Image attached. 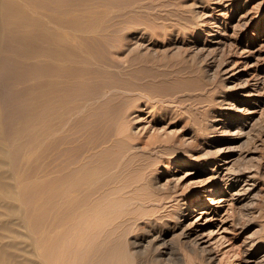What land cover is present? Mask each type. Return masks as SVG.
Segmentation results:
<instances>
[{
    "label": "rangeland",
    "instance_id": "1",
    "mask_svg": "<svg viewBox=\"0 0 264 264\" xmlns=\"http://www.w3.org/2000/svg\"><path fill=\"white\" fill-rule=\"evenodd\" d=\"M0 27L20 233L0 242L34 264H264V0H0Z\"/></svg>",
    "mask_w": 264,
    "mask_h": 264
},
{
    "label": "bare ground",
    "instance_id": "2",
    "mask_svg": "<svg viewBox=\"0 0 264 264\" xmlns=\"http://www.w3.org/2000/svg\"><path fill=\"white\" fill-rule=\"evenodd\" d=\"M35 5V4H34ZM1 38H2V28L0 27V41H1ZM57 67V66H56ZM53 73V72H52ZM0 123H1V117H0ZM2 125V124H1ZM2 127V126H1ZM0 154H3V155H7V150L4 148V147H0ZM7 163V162H6ZM58 178V177H57ZM75 196V195H74ZM0 197L2 198V197H4V199H7L8 201H10L11 199H16L17 198V192L15 191V189H14V186L11 184V183H8L7 181H6V179H5V177H4V175L2 174V173H0ZM75 201V200H74ZM90 204V203H89ZM22 205V204H21ZM4 206H5V208L7 209V210H9V211H14V210H17V212H19L20 214H22V215H20L19 216V219H20V221H18V225H20V226H22V227H27L26 225H25V219H24V217L26 216V213H25V210L22 208V207H14V206H11V205H9V204H7V203H4ZM91 208H92V206H91ZM101 209V208H100ZM88 211V210H87ZM6 213V212H5ZM18 213V214H19ZM12 215V214H11ZM92 216V215H91ZM94 216V215H93ZM91 218V217H90ZM89 218V219H90ZM88 219V220H89ZM103 221V220H102ZM76 222V221H75ZM93 223V222H92ZM94 224V223H93ZM96 224V223H95ZM100 226H102V225H100ZM91 228V227H90ZM98 228H100V227H98ZM0 229L2 230V231H6V232H8V235H10L11 236V233L13 234H17V235H19L18 234V232H17V230L15 229V228H13L12 227V225H11V222L10 221H8V220H5V221H1L0 222ZM81 229V228H80ZM101 230V229H100ZM96 231V230H95ZM107 231V230H106ZM105 230H104V232H99V234H97L98 235V239H99V241H98V243L96 244V250L97 251H99L100 253H102V254H104V253H106L109 249H108V245L106 244V239H107V237H108V235H107V233H105L106 232ZM109 231V230H108ZM89 232V231H88ZM98 233V232H97ZM23 234V233H22ZM33 234V233H32ZM78 234V233H77ZM88 234V233H87ZM26 236H30L28 233H26L25 234ZM90 235V234H89ZM97 235H94V236H97ZM110 235H111V233H110ZM7 236V234L6 233H0V239L2 238V237H6ZM93 236V235H92ZM31 237V236H30ZM72 237H73V235H72ZM84 237V236H83ZM86 237V236H85ZM47 238V237H46ZM60 238V237H59ZM97 238V237H96ZM95 238V239H96ZM34 239V238H33ZM83 239V238H82ZM81 239V241H83ZM89 239V238H88ZM90 239H91V237H90ZM111 240V239H110ZM163 240V239H162ZM74 241V240H73ZM91 241H92V239H91ZM122 241V240H121ZM129 241V240H128ZM146 241V240H145ZM90 242V241H89ZM113 242V241H112ZM162 242V241H161ZM160 242V243H161ZM166 242V241H165ZM157 243H159V242H157ZM75 244V243H74ZM116 244V243H115ZM30 245H33V242H31L30 243ZM94 245V244H93ZM114 245V244H113ZM159 245V244H158ZM260 245V244H259ZM90 246V245H89ZM20 247L21 246H19V244L17 243V242H15V241H10V240H8V241H6V242H0V264H34L33 262H30V261H28L27 260V258L26 259H22V258H20V257H18L17 256V254L12 250V249H17V250H20ZM118 247H119V245H118ZM146 247V246H145ZM155 247V246H154ZM261 247H262V245H261ZM26 247H24L23 249L24 250H27V249H25ZM110 248V247H109ZM120 248V247H119ZM112 249V248H111ZM110 249V250H111ZM117 249V248H116ZM122 249H123V247H122ZM134 249V248H133ZM142 249V248H141ZM22 250V249H21ZM140 250V249H139ZM155 250V249H154ZM164 250V249H163ZM28 251H29V249H28ZM118 251V250H117ZM120 251H121V249H120ZM258 251V250H257ZM148 252V251H147ZM165 252V251H164ZM37 253V252H36ZM99 253V254H100ZM114 253V252H113ZM101 254V255H102ZM148 254V253H147ZM177 254V253H176ZM255 254V253H254ZM23 255H24V253H23ZM26 255V254H25ZM91 255V254H90ZM153 255V254H152ZM156 255V254H155ZM158 255V254H157ZM156 255V256H157ZM167 255V257H168V255L169 254H166ZM259 255V254H258ZM260 255H262L261 257H260V260H259V258H258V261H261L262 263L264 262V253L263 254H260ZM259 255V256H260ZM77 256V255H76ZM103 256L104 255H102L101 257L103 258ZM117 256V255H116ZM159 257H160V255H158ZM175 256V255H174ZM79 257V256H78ZM77 257V258H78ZM100 257V259L102 260V258ZM162 257V256H161ZM164 257H166V256H164ZM163 257V258H164ZM25 258V257H24ZM41 258V257H40ZM108 258V257H107ZM105 259V258H104ZM113 259H114V257H113ZM112 259V260H113ZM116 259V258H115ZM165 259V258H164ZM167 259V258H166ZM181 259V258H180ZM158 261H159V259H157ZM172 260V259H171ZM162 261V260H161ZM104 262V261H103ZM114 262V261H113ZM118 262V261H117ZM149 262V261H148ZM157 262V261H156ZM160 262V261H159ZM159 262H158V264H159ZM165 262H166V260H165ZM100 263V262H99ZM257 263V262H256ZM36 264H38V263H36ZM46 264V263H45ZM101 264V263H100ZM114 264H115V262H114ZM139 264H140V261H139ZM152 264V263H151ZM161 264V263H160ZM163 264H166V263H163ZM259 264H261V263H259Z\"/></svg>",
    "mask_w": 264,
    "mask_h": 264
}]
</instances>
